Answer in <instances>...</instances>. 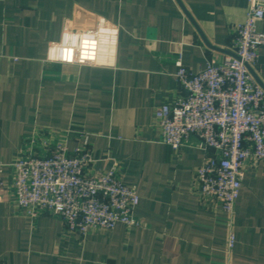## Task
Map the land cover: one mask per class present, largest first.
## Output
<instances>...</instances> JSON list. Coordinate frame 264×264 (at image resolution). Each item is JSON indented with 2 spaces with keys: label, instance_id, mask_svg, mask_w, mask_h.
Segmentation results:
<instances>
[{
  "label": "crops",
  "instance_id": "crops-1",
  "mask_svg": "<svg viewBox=\"0 0 264 264\" xmlns=\"http://www.w3.org/2000/svg\"><path fill=\"white\" fill-rule=\"evenodd\" d=\"M246 12V0L0 1V264H264V161L244 167L228 253L226 215L191 189L198 141L177 151L159 143L155 118L181 95L178 57L192 72L221 63ZM89 35L113 49L95 66L74 64ZM257 54L264 89V46ZM60 136L69 152L87 137L88 173L114 170L136 187L141 227L82 238L12 206L11 165L27 141Z\"/></svg>",
  "mask_w": 264,
  "mask_h": 264
},
{
  "label": "built area",
  "instance_id": "built-area-1",
  "mask_svg": "<svg viewBox=\"0 0 264 264\" xmlns=\"http://www.w3.org/2000/svg\"><path fill=\"white\" fill-rule=\"evenodd\" d=\"M246 2L244 21L230 33L233 56L221 63L207 61L197 72L184 67L179 56L174 78L181 95L173 107L155 111L159 143L177 151L192 138L198 141L204 157L191 189L226 215L228 253L235 244V205L244 167L250 161H264V89L253 74L258 49L264 46V33L257 30L264 21V0ZM108 49L113 45L82 36L73 63L95 66L99 57H108ZM87 145L85 137L81 147L69 152L63 136L27 141L11 165L12 206L31 220L54 216L66 233L82 238L117 225L141 227L134 214L139 203L136 187L125 184L114 170L88 173L93 158ZM5 167L0 163V189Z\"/></svg>",
  "mask_w": 264,
  "mask_h": 264
},
{
  "label": "water",
  "instance_id": "water-1",
  "mask_svg": "<svg viewBox=\"0 0 264 264\" xmlns=\"http://www.w3.org/2000/svg\"><path fill=\"white\" fill-rule=\"evenodd\" d=\"M231 56H233V55H231Z\"/></svg>",
  "mask_w": 264,
  "mask_h": 264
}]
</instances>
